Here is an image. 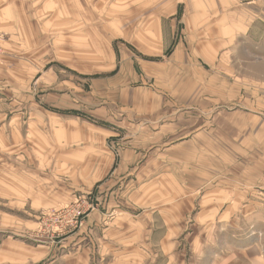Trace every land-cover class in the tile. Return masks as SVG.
<instances>
[{
	"label": "rangeland",
	"instance_id": "374dc122",
	"mask_svg": "<svg viewBox=\"0 0 264 264\" xmlns=\"http://www.w3.org/2000/svg\"><path fill=\"white\" fill-rule=\"evenodd\" d=\"M57 3L58 11L49 5L41 13L39 22H46L43 30L26 35L31 41L29 48L5 45L17 58L26 55V61L31 59L32 82L39 75L59 82L48 80L43 91L47 97H57L56 103L33 95L36 103L31 113L24 110L18 96L0 100V107H5L0 114V264H30L27 259L38 244L50 242L60 247L70 240H63L65 236L98 210L108 212V220L118 215L144 219L142 213L150 210L154 220L160 218L159 245L157 241L143 242L141 264H225L217 254L222 245L231 243L228 235L233 228L222 227L217 217H232L226 208L232 195H222L223 208L216 213L206 207L220 203L221 195L205 191L216 189L217 182H230L239 167L231 161L238 154L232 153V131L226 129L231 124L219 122L216 114L221 104L233 106L231 97L217 98L210 89L214 82H209L208 105L213 108L203 122L193 116L189 129L182 114L175 123L166 109L153 111L154 106H167L168 99L161 98L158 103L157 98L134 90L146 85L140 82L152 87L153 71L163 72V67L153 66V62L164 61L175 45L187 43L179 13L168 16L176 2ZM159 11L165 15L157 16ZM158 45L168 46L160 50ZM126 49L136 58L130 67L129 96H114L105 92L103 82L95 84L94 80L112 75L109 72L118 68ZM224 52L229 55L225 64L229 62L231 69L234 66L236 73L254 76L252 85L257 91L264 89V45L251 52ZM201 53L207 71L214 74L223 51ZM25 64L22 61L21 67ZM161 87L156 83L154 92L161 93ZM254 98L264 100L262 93ZM35 104L46 111H36ZM199 125L201 128L195 129ZM260 179L253 191H264ZM89 200L94 206L84 212L79 226L53 240L43 236L56 209L78 204L86 209ZM253 200L258 199L253 196ZM70 243L59 250H71ZM90 264H99L95 256Z\"/></svg>",
	"mask_w": 264,
	"mask_h": 264
},
{
	"label": "crops",
	"instance_id": "0c3cea01",
	"mask_svg": "<svg viewBox=\"0 0 264 264\" xmlns=\"http://www.w3.org/2000/svg\"><path fill=\"white\" fill-rule=\"evenodd\" d=\"M174 1L176 3L168 9V16L179 13L180 22L188 34L187 43L175 45L164 61L153 62V66L163 67L162 73L153 71L154 87L146 86L149 83L140 82L139 85H146L138 86L140 89L134 90L145 92L147 97L157 98L158 103L161 98L168 99L167 106L165 103L154 106L153 111L166 109L171 122L179 120L182 114L184 123L189 124V129H192L193 116L199 123L203 122L209 109L213 108L208 105L209 82H214V88L210 89L215 91L217 98L225 95L231 97L233 106L221 104L222 107L216 114L219 122L231 124L227 125L226 129L232 131V153H238L237 156L233 155L231 161L239 163V167L233 171L230 182H217L216 189L205 191L221 195L222 198L219 197L220 203L207 205L206 209L215 210L217 213L223 208L222 195H232L226 206L231 210L232 217H217L222 220V227L231 226L234 230L228 235L231 243L222 245L217 254L220 255L221 262L264 264V191H253L264 168V100L257 102L254 97L260 93L264 96V89L257 91L252 85L254 76L236 73L234 66L231 69L229 62L225 64L229 55L224 52L230 49L251 52L257 46L264 45V0ZM179 2L181 6L178 5ZM49 5L52 9L59 10L57 0H46L42 3H35L33 0H0V37L4 49L0 60V100L7 96L15 100L18 96L23 99V108L25 111L29 110V113L33 103H36L32 100L33 95H37L39 100L47 99L56 103L53 100H58L57 97H47L43 91L47 89L48 80L49 83L57 84L58 79L39 75L32 82L29 66L31 59L27 58L26 61V55L17 58L8 48L18 49L23 45L24 49H27L31 46V41L26 35L43 30L46 22L40 23L39 18ZM164 15V11H159L157 16ZM167 46L158 45L156 49L162 50ZM204 50L223 51L220 61L215 63L217 71L214 74L207 71V62L199 55ZM196 51L198 53L195 56ZM133 60H136L135 55L129 49L123 50L118 68L111 70L109 73L113 74L109 77L95 79V84L103 82L105 92L109 91L111 95L129 96L130 87L127 85L133 79L130 70ZM22 61L27 65L21 67ZM156 83L158 87L163 86L161 93L154 92ZM26 101L29 105H26ZM34 108L39 112L46 111L42 105L35 104ZM3 109L5 107H0V114ZM174 114L176 116L171 118ZM223 184L231 188L225 189ZM121 185V182L117 184L118 190ZM256 193L259 195L256 196ZM253 196L258 200H253ZM150 211L148 214L142 213L144 219L118 215L110 220L107 219L108 212H92L75 232L63 238L70 240L63 242L60 247L50 242L38 244L27 260H30V264H90L95 256L99 264H141L140 259L144 257L143 242L157 241L158 245L160 242V218L156 216L154 220V213ZM223 237L224 235L221 238ZM69 243L71 250H59Z\"/></svg>",
	"mask_w": 264,
	"mask_h": 264
},
{
	"label": "built area",
	"instance_id": "2783aa9c",
	"mask_svg": "<svg viewBox=\"0 0 264 264\" xmlns=\"http://www.w3.org/2000/svg\"><path fill=\"white\" fill-rule=\"evenodd\" d=\"M2 39L0 37V60L2 56L4 55V49L2 45ZM261 186L264 188V171L261 175ZM94 206L93 201L89 200L88 207L84 209V207L80 204L60 209H56L52 215L49 217V224L50 228L47 229V231H44L43 236H45L48 239H55L64 234L65 232L71 231L73 228L77 227L81 223V219L83 215L85 214L86 210L90 207ZM61 212L63 215H61ZM48 224V225H49ZM47 225V226H48ZM63 231V233H62Z\"/></svg>",
	"mask_w": 264,
	"mask_h": 264
}]
</instances>
